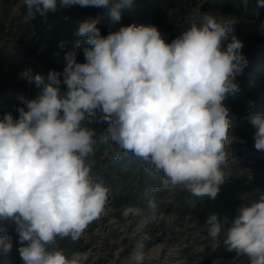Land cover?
Instances as JSON below:
<instances>
[{"label":"clouds","instance_id":"9594fccd","mask_svg":"<svg viewBox=\"0 0 264 264\" xmlns=\"http://www.w3.org/2000/svg\"><path fill=\"white\" fill-rule=\"evenodd\" d=\"M23 2L29 13L45 15L72 6L108 8L112 0ZM132 3L117 0L112 21L119 22L120 9ZM98 23L89 18L75 33L89 45L86 62L70 52L66 67L50 70L47 80L30 69L21 72L19 79L34 81L41 91L20 98L18 117L6 112L0 118V222L15 226L23 264H86V254L68 257L51 246L57 238L79 240L109 201L105 181L90 174L96 131L83 124L97 112L114 158L130 154L159 177L150 191L183 186L214 200L226 180L231 122L223 101L239 91L236 76L247 66L244 42L235 35L227 42L232 24L205 15L169 43L155 25L130 24L102 36ZM248 121L257 129L255 149L264 151V114ZM144 207L154 216L159 202L149 198ZM206 228L213 251L223 234L228 251L264 264V194L240 206L231 221L209 214ZM12 246L0 235V252Z\"/></svg>","mask_w":264,"mask_h":264},{"label":"rangeland","instance_id":"374dc122","mask_svg":"<svg viewBox=\"0 0 264 264\" xmlns=\"http://www.w3.org/2000/svg\"><path fill=\"white\" fill-rule=\"evenodd\" d=\"M248 1L133 0L131 7L120 9L121 20L113 22L110 8L117 0L108 8L72 6L45 15L35 9L29 13L23 0H0V118L6 112L18 117L16 109L24 107L20 98L33 99L41 91L34 81L19 79L21 72L30 69L33 76L40 74L47 80L50 70L66 67L70 52L75 53L78 63L86 62L83 49L89 45L75 33L89 18H99L97 27L102 36L130 24L155 25L170 43L191 24L199 25L210 15L218 22L232 24L227 42L232 35L244 42L247 66L236 76L239 91L223 101L231 126L225 146L226 180L217 197H196L183 186L150 191L160 185L159 177L148 173L142 161L130 154L114 158L105 133L107 124L99 120L102 113L97 112L83 124L96 131L90 174L105 181L109 201L79 240L57 238L51 249L63 250L68 257L84 253L86 264H250L247 255L227 250L223 234L220 246L213 251L206 228L209 214L218 213L231 221L240 206H250L264 194V151L256 150L255 139L244 137L239 127L249 122L247 111L253 105L264 113V7H258V0ZM117 168L123 171L119 173ZM149 198L159 202L154 216L144 207ZM0 235H7L13 245L9 252H0V264H23L15 226L0 222Z\"/></svg>","mask_w":264,"mask_h":264},{"label":"trees","instance_id":"16d2710c","mask_svg":"<svg viewBox=\"0 0 264 264\" xmlns=\"http://www.w3.org/2000/svg\"><path fill=\"white\" fill-rule=\"evenodd\" d=\"M235 1V0H234ZM249 3H252L253 2V0H249L248 1ZM230 5H233V3L231 2L230 3ZM256 107H258V106H256V105H253L252 107H251V109H249L247 112H248V117L250 116V115H253V114H264V113H259V112H257L256 111ZM239 127H241L240 128V130H243V136L245 137V136H248V138H251V139H254V137H255V133H256V131H257V129L251 124V123H243L242 125H239ZM250 139V140H251ZM122 165H123V163H122ZM117 171L119 172V173H121L123 170H121V168H117ZM142 175H144V174H142ZM142 177H144V176H142ZM139 181H141V183H140V185L142 184V181H143V178H140L139 179ZM216 214H218V213H216ZM218 216L219 217H221V215L220 214H218Z\"/></svg>","mask_w":264,"mask_h":264}]
</instances>
